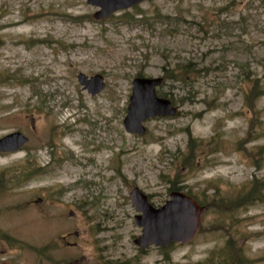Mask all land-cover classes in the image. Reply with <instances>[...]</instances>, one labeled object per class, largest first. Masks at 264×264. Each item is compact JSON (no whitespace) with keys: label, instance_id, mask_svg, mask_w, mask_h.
<instances>
[{"label":"rangeland","instance_id":"obj_1","mask_svg":"<svg viewBox=\"0 0 264 264\" xmlns=\"http://www.w3.org/2000/svg\"><path fill=\"white\" fill-rule=\"evenodd\" d=\"M99 9L0 0V138H29L0 152V264H212L229 239L264 264V199L223 205L264 177V94L248 93L264 91V0H145L103 20ZM189 61L199 72L166 78ZM80 73L106 87L92 95ZM139 74L163 77L158 95L179 108L144 135L124 127ZM135 187L157 207L174 187L208 206L196 240L140 249Z\"/></svg>","mask_w":264,"mask_h":264},{"label":"water","instance_id":"obj_2","mask_svg":"<svg viewBox=\"0 0 264 264\" xmlns=\"http://www.w3.org/2000/svg\"><path fill=\"white\" fill-rule=\"evenodd\" d=\"M145 0H88L89 4L100 8L94 14L96 19H106L118 10H125ZM80 82L92 94L101 92L106 83L101 74L91 78L83 73L78 75ZM164 82L163 77H141L133 80L124 127L132 134L144 135V122L161 116H175L178 107L171 99L161 97L157 89ZM29 138L20 131L0 138L1 152H14L22 149ZM132 202L139 212L134 223L142 227V234L134 242L142 249L148 246L167 247L172 243L189 245L198 236L202 227V217L207 209L191 195L174 190L170 198L161 206L153 205L147 194L135 187L130 193ZM73 214V211L70 213Z\"/></svg>","mask_w":264,"mask_h":264},{"label":"trees","instance_id":"obj_3","mask_svg":"<svg viewBox=\"0 0 264 264\" xmlns=\"http://www.w3.org/2000/svg\"><path fill=\"white\" fill-rule=\"evenodd\" d=\"M193 72H199L198 69L194 68L193 64L189 62L181 63L176 66V68L167 71L166 78L171 79H181L186 80L189 79ZM141 75V74H139ZM257 83H259L257 81ZM262 88L260 86H257L255 84H252V87L248 91L252 95V97H260V95L264 94V91L261 90ZM247 93V94H248ZM258 93V94H257ZM193 141L190 140V143ZM191 145V144H190ZM202 144L200 141H196L195 147H200ZM190 147V146H189ZM194 145H192L190 148L195 149ZM193 155V153L187 154L185 157V160H189L190 155ZM26 171V170H24ZM31 171V170H29ZM6 172L3 171L1 173V177L4 180L6 178ZM32 174V173H31ZM173 189L179 190V188L174 187ZM247 190L243 194V196L233 199L230 202L223 203L224 206H229L231 208H236L241 205H249L256 202H259L264 199L263 193H264V177L260 179H253L250 182V186L246 188ZM172 246V245H171ZM212 264H247L248 261L245 259L242 250L235 248L233 246V240L229 239L226 243V252L221 251L219 255V259H211ZM205 263V262H204ZM200 263V264H204Z\"/></svg>","mask_w":264,"mask_h":264},{"label":"flooded vegetation","instance_id":"obj_4","mask_svg":"<svg viewBox=\"0 0 264 264\" xmlns=\"http://www.w3.org/2000/svg\"><path fill=\"white\" fill-rule=\"evenodd\" d=\"M31 161L33 162V160L31 159Z\"/></svg>","mask_w":264,"mask_h":264}]
</instances>
